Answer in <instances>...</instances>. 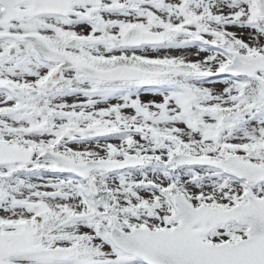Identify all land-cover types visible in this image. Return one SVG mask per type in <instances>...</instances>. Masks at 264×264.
<instances>
[{
    "label": "snow or ice",
    "instance_id": "1",
    "mask_svg": "<svg viewBox=\"0 0 264 264\" xmlns=\"http://www.w3.org/2000/svg\"><path fill=\"white\" fill-rule=\"evenodd\" d=\"M0 264H264V0H0Z\"/></svg>",
    "mask_w": 264,
    "mask_h": 264
}]
</instances>
